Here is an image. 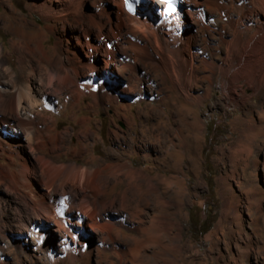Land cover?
<instances>
[{"label": "rangeland", "instance_id": "obj_1", "mask_svg": "<svg viewBox=\"0 0 264 264\" xmlns=\"http://www.w3.org/2000/svg\"><path fill=\"white\" fill-rule=\"evenodd\" d=\"M34 1L0 0V90L13 93L20 86L16 77H23L49 96L47 112L32 111L29 130L0 125V264H264L259 45L248 44L245 55L237 53L224 63L226 43L219 36L224 38L229 27L221 26L211 9H198L202 14L193 21L187 17L183 30L195 60L194 96L186 100L159 66L149 64L148 55L137 53L132 60L127 48L111 44L119 36L106 39V31L118 32L113 25L109 31L108 24L99 29L97 20L105 18L95 12L113 17L111 2L88 0L78 14L46 19ZM111 48L117 53L104 64L103 52ZM202 57L212 61V71ZM39 94L33 92L35 98ZM162 140L164 147L155 150L152 145ZM39 159L98 171V184L92 182L100 191L86 200L98 222H111L110 227L92 231L76 222L80 244L75 252L59 243L52 223L43 228L40 245L26 235L42 227L27 220L31 206L42 204L19 185L11 189L9 175L17 178L25 164L34 190H40L44 186L38 181L46 185L48 179ZM106 159L112 164L106 166ZM65 188L74 193L75 208L91 194L69 183ZM19 236L26 243L19 244Z\"/></svg>", "mask_w": 264, "mask_h": 264}, {"label": "bare ground", "instance_id": "obj_2", "mask_svg": "<svg viewBox=\"0 0 264 264\" xmlns=\"http://www.w3.org/2000/svg\"><path fill=\"white\" fill-rule=\"evenodd\" d=\"M87 1L88 0H35L32 3V6L36 8L37 11L42 12V14L44 15L46 19H49V18L52 19L54 18L53 16H55V14L57 15V13L58 14L61 13L62 15L64 13H67V14L69 13L70 15L78 14V12L82 8V5L85 4V2ZM89 1H93L94 3H97L103 0H89ZM104 1L111 2L115 6L114 11H113L114 15L113 17L110 18L109 15L107 16L103 12V10L101 12L99 11L95 12V15H97V17L105 18L104 22L96 19L98 22V24L96 23V25L97 27L99 26V29L100 28L104 29L105 25L108 24L109 31L112 32L113 30L112 27L114 26L115 28L114 30L118 32V34L115 33V35H112L111 33L109 34L108 31H106L104 35L105 37H107L106 39L109 41H113V39L114 40L119 39L117 37L119 36L120 41L119 42L114 41V43L111 42V44L114 46H121V49L127 48L129 51V55L132 56V57L129 56V58L130 59L132 58V60H133V57L136 56L137 53L139 54L143 52L144 53L143 55L145 54L148 55L149 64L150 63L154 64L157 66V68L159 66L162 69L163 73H166V76L169 78L168 80L169 81L171 80L172 85L174 86L176 91H178L183 96V98L186 100H193V96H194L191 94L192 82L194 79L192 59L194 58H192L193 54L191 53L189 45H188L189 40L187 39L189 38H187L186 36V31H185L186 29L183 30V27L186 25L185 22L187 20L189 19L192 20L195 15L202 14L201 11L198 9L202 10V8H204L205 12L208 9L213 10V12L216 13V16H217L216 21L219 24H221V26L226 25L230 29V32L226 33V35L225 33H223L224 38H222L221 35L219 34L220 35L219 39L221 40V42L224 41L226 43L227 55L225 56L223 60L224 63H227V62L229 63V61L233 59V57L236 56L235 54L237 53L241 55H245L247 52L246 46L250 43L259 45V51H258L259 55L261 54V57L264 58V0H183L182 4L175 11L173 16H170L168 19H165V20L162 19L161 17V10L158 7L160 6V4L156 5L154 3L156 1L154 0H147V3H146L147 10L144 11V14H140L137 16H130L127 13H125V11L123 10V6H122V0H104ZM90 15L91 14H89V17ZM91 16L94 19V15L92 14ZM78 19L79 18L77 17V20ZM127 36L129 38H127ZM188 36H191V35H188ZM130 38H132V40H130ZM233 43H236L237 46L238 45L240 46L239 50L236 48H231V45H233ZM116 50L115 48L113 49L111 48V52H108V51L103 52V58H104L103 63L104 64H109L110 61H112L111 59L113 58V55L117 53ZM146 55L145 57H147ZM108 56L110 57L109 59H108ZM18 60L20 63L23 61V58L20 57ZM141 61H143V59ZM201 63L203 64V66L209 68L211 71L213 70L212 61H207L204 57H202ZM125 64L123 63L124 66L122 67H125L126 66ZM132 64H134L133 61H132ZM220 69L218 68L219 72H220ZM261 73H264V64L262 65ZM16 81L19 82L20 86L16 87L13 93L6 92V90L2 92L1 91L2 89L0 88L1 89L0 90V125L4 127H9L13 129L14 131L15 129L17 130V128L18 129L22 128L23 130L28 129L29 125L32 124L30 123V118H31L30 115L32 111L34 110V108L41 107V109L38 110V112L40 111H42V113L47 112V110H44L46 109L45 108L46 105L44 103L49 98L48 95H43V93L41 92V88L36 87V90H35V88L32 87L31 85L25 84L23 77L22 79H19L16 77L15 82ZM60 81L62 80L60 79ZM9 83L12 84V82H9ZM62 84H63V81H62ZM64 84H66V82ZM130 84L132 83L130 82ZM113 86H114L113 89L112 88L110 89H112L113 91L114 89L117 90L118 87L115 88V85ZM126 88L128 89L130 87H126ZM33 92L34 93L37 92V94L41 92V94H39L38 98H35L34 97L35 95H33ZM23 102H25V104ZM18 110H21L22 113H18ZM165 144H166V141L162 140L161 142H159V145L155 144V145H152V147L155 148V150L158 149L159 151H161V149L164 147ZM39 162L41 165H43V167H46L44 168L45 169L44 174H46L47 177L46 176L45 177L48 179V182L45 185V183H42V181L39 180L38 184L44 187H42L38 191L34 190L30 182V177L32 176L30 173V169L27 165L24 164L22 165L24 167L21 166L22 170L19 171V175L17 178H16V175H14V173H10L9 175V180L12 183L11 189H14L15 187H17V185H19V188L21 187L27 193L29 197L31 194L33 195L35 194V196H37L36 197L38 200L37 202L40 205L42 204L38 208H36L38 205L33 206V207L31 206L29 210H32L31 211L32 215L30 214L31 216L27 218V220H30L29 223L34 225L35 223L40 222L42 227L40 228L36 227L34 231L31 230L30 232H26V235H29V238L31 241L36 242V244L40 245L41 241H40L39 236H41L43 228L48 229L49 228L48 224L52 223L56 227L55 231H58L61 235L59 237L60 238L59 243L65 246V250L66 248L69 247L68 252H75L76 251L75 247H77V245L80 244L79 237H77L78 229L75 226L76 222L77 224L86 225L92 231L97 230V231L103 232V231H107V229H109L110 227L111 222H107V221L105 223L98 222L96 211L93 210V208L89 204V201L86 200V198L94 197V195L97 194L96 192L100 191L98 186L92 182V181H97V184H98V171L96 170V168L93 170L89 168H84L82 170H79L76 168L75 164H69V163L64 166L61 165V167H58V166H55L54 164H49L47 161L45 160L43 161L42 159H39ZM103 163H106L107 164L106 166H109L110 164H112L109 159H106V161L104 160ZM7 176L8 175H6V177ZM132 179L133 178H131V180ZM67 183L76 186L80 190H83V192H85L86 189L88 188L90 189L89 192L91 194L90 195L88 194L89 197L86 196L83 199V201L80 202V204H76L78 205L77 208H75L74 206L75 204L74 193L72 194L70 191L67 192V189L65 188V185ZM92 183L94 185H91ZM7 185H6V188H7ZM106 203L107 205L108 204L111 205L112 201L111 200L107 202L102 201L100 203L101 207H105ZM120 204L121 206H123V198L120 201ZM38 210L44 211L41 217L39 216V213H37ZM41 211H40V215H41ZM73 211H76V212L73 213ZM35 216H38V217H35ZM43 221H45L47 224L43 225ZM24 225L27 227L26 224ZM37 230L39 231V233ZM17 238L18 239L16 241L19 244L21 242L26 243V240H25L26 238L21 237V236ZM28 245L27 247H29ZM44 253L46 254V252ZM52 255L50 252L47 254L49 262L51 263L54 261Z\"/></svg>", "mask_w": 264, "mask_h": 264}, {"label": "snow or ice", "instance_id": "obj_3", "mask_svg": "<svg viewBox=\"0 0 264 264\" xmlns=\"http://www.w3.org/2000/svg\"><path fill=\"white\" fill-rule=\"evenodd\" d=\"M162 3L168 4L171 7L173 0H161Z\"/></svg>", "mask_w": 264, "mask_h": 264}, {"label": "trees", "instance_id": "obj_4", "mask_svg": "<svg viewBox=\"0 0 264 264\" xmlns=\"http://www.w3.org/2000/svg\"><path fill=\"white\" fill-rule=\"evenodd\" d=\"M208 229H209V228H208ZM208 229H207V230H208Z\"/></svg>", "mask_w": 264, "mask_h": 264}]
</instances>
